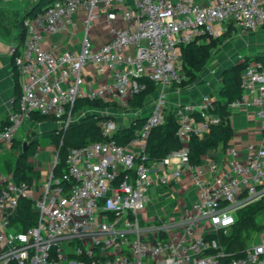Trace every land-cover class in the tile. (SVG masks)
I'll use <instances>...</instances> for the list:
<instances>
[{
  "label": "built area",
  "instance_id": "2783aa9c",
  "mask_svg": "<svg viewBox=\"0 0 264 264\" xmlns=\"http://www.w3.org/2000/svg\"><path fill=\"white\" fill-rule=\"evenodd\" d=\"M200 1L54 0L24 19V39L10 47L22 90L0 127V155L35 112L56 119L57 135L77 113L111 115L101 124L107 135L123 127L110 109L76 111L80 98L117 103L118 110L132 115L129 124L140 116L146 121L127 146L110 140L71 148L61 175L57 153L40 184L17 180L0 166V264H223L229 254L218 234L232 228L240 209L264 199V129L259 142L247 145L244 158L228 145L222 158L212 159L209 172L192 164L191 137L202 138L223 122L216 97L206 92L173 110L181 148L162 160L145 161L151 131L165 122L168 87L184 78L183 47L264 27V0H210L206 6ZM80 9L85 13L80 49H45V35L74 27ZM102 13L109 20L121 15L127 26L112 27L109 39L96 48L89 30ZM88 64L111 80L86 89ZM147 80L158 91L145 107L131 108L130 100L147 88ZM242 87L230 112L251 104L264 125V69L256 60L246 66ZM185 175L198 189L192 209L179 221L147 222L154 190ZM23 198L32 201L36 214L26 229L16 220ZM262 236L228 264H264V231Z\"/></svg>",
  "mask_w": 264,
  "mask_h": 264
},
{
  "label": "trees",
  "instance_id": "16d2710c",
  "mask_svg": "<svg viewBox=\"0 0 264 264\" xmlns=\"http://www.w3.org/2000/svg\"><path fill=\"white\" fill-rule=\"evenodd\" d=\"M52 1L54 0H42L40 5L30 12L27 17L41 11L42 8L49 5ZM27 13L28 11L25 14ZM24 19L25 18L23 16L19 21V27L21 28L19 41L17 42L19 45L22 43L25 36V29L23 25ZM233 27L234 25L231 26V29ZM231 36L232 31H229L218 38L211 39L210 41L198 42V40H195L185 45L183 47L182 54V71H187L188 78L183 80L184 83H195L197 80V72L204 68L212 49L223 44ZM254 60L259 62L261 67L264 69V52L257 53L254 56ZM248 64L249 63H247L246 66ZM243 67L239 65L235 68L226 69L223 72L222 84L215 100L216 112L223 118V122L218 125H213L210 132L202 138L195 135L191 137L190 159L192 164H201L203 155L216 150L221 145L226 147L229 140L234 136L233 128L231 127L230 123L225 120L230 116L231 113L229 110L230 103L240 99L243 95V73H241ZM17 77L19 76L17 75ZM146 83L148 84L147 88L144 91L135 94V96L130 100L131 108L138 109L145 107L150 98L158 91L159 87L157 84L149 80H147ZM87 107L93 109H118L120 106L117 103L111 101L80 98L76 103L75 110L78 111ZM109 116L111 115L105 116L99 114H87L81 121L71 124L64 131V133L62 132L59 135L56 134V131H46L43 133V137L51 140L52 143L58 144L59 146V164L56 168L57 175H61L64 172V169L66 168L67 154L71 148L84 147L97 141L106 142L110 140H114L122 146H127L132 140L138 138L139 131L146 121V116H140L132 121L129 125L119 127L115 132L107 135L103 133L101 124L102 121ZM31 118L35 119L36 121L46 119L56 120L53 116L44 115L39 112L33 113ZM178 128V123L173 111L166 113L165 122L162 125L154 128L148 137L147 146L145 149V153L147 154L145 158L146 163L162 160L171 152L178 151L181 148V142L177 134ZM26 141H29L30 143L28 144L27 149L23 152L24 141L19 138L14 139L13 147L22 150V153L16 160L15 167L6 171L8 173L12 172L17 180H27L26 171L27 169L32 168L29 158L37 153L38 148L41 145L39 139L30 138ZM65 185H68L67 180L65 181ZM263 207L264 199L240 209L238 211V219L232 226L230 233H224V230L220 231L217 237L221 240L225 251L229 254L227 257L222 258L223 264H228L230 259L242 255L245 250L252 246L247 245V240H245V238L240 235V232L245 228L249 230L250 234H254L256 232L260 233V229L254 225L246 226L244 225L243 221L250 219L252 214ZM16 220L21 222L23 229H26L35 223L36 214L32 210L31 200L25 198L20 200L19 213L16 217Z\"/></svg>",
  "mask_w": 264,
  "mask_h": 264
},
{
  "label": "crops",
  "instance_id": "0c3cea01",
  "mask_svg": "<svg viewBox=\"0 0 264 264\" xmlns=\"http://www.w3.org/2000/svg\"><path fill=\"white\" fill-rule=\"evenodd\" d=\"M37 2L38 0L0 1V127L6 123L9 113L17 106L22 90V79L17 77L15 73L10 47L19 41L21 33V28L19 27L20 19ZM200 3L206 6L210 4V0H201ZM84 17V10L80 9L75 15L74 27H69L57 33L46 34L43 41L44 48L54 51L67 49L78 51L85 29ZM126 26L127 23L121 15H118L113 20H109L107 14L102 13L90 28L89 36L94 46L99 48L109 39L110 29L112 27L124 28ZM110 80V74L100 73L96 65L88 64L86 66V89H94L101 83ZM201 95V93H197L193 97H187L183 102L196 99ZM115 109L110 108L111 112L119 111ZM228 122L234 130V136L229 140L228 145L236 146L241 153V157L244 158L247 153V145L260 141L264 129L263 122L255 117L254 107L251 104H245L235 109L231 113ZM38 123L35 119L31 118L25 122V126L30 127ZM40 125L44 126L43 133L46 131L55 132L59 126L58 122L52 119L43 121ZM46 125L52 126L46 127ZM28 135V132L20 131V135L17 138L22 139L21 137H26V140H28ZM227 146L224 147L221 145L216 150L203 155L201 164L206 168L207 172H209V165L212 159L222 158L227 150ZM12 148L13 145L7 149ZM49 148L50 146L48 145L44 147L40 145L37 153L29 158V161L35 164L36 169L41 170L47 165L49 168L50 162L54 159L53 152ZM42 151L45 153L44 158L46 160L38 158ZM197 194L198 189L188 175H185L173 185L157 188L154 190L152 202L148 208L147 219L155 223L179 221L192 209Z\"/></svg>",
  "mask_w": 264,
  "mask_h": 264
},
{
  "label": "rangeland",
  "instance_id": "374dc122",
  "mask_svg": "<svg viewBox=\"0 0 264 264\" xmlns=\"http://www.w3.org/2000/svg\"><path fill=\"white\" fill-rule=\"evenodd\" d=\"M34 1V0H33ZM264 52V27L256 31H247L237 36L229 37L223 44L216 46L212 49L209 59L207 60L204 68L197 72V80L193 84H186L183 80L188 78L187 71H181L184 76L183 80L174 83L168 89L169 106L166 108V113L172 112L178 104L185 101L188 97H193L197 93L204 94L210 92L213 96H218L219 89L222 84V75L226 69L235 68L240 66L246 67L247 63L254 60V56L257 53ZM241 70L244 74L245 68ZM93 109V108H92ZM97 111L98 109H93ZM116 110V109H115ZM115 114L120 125H128L132 115L126 109H120L119 111L112 112ZM88 113H86L87 115ZM84 113H77L75 115L74 122L81 121L85 116ZM47 120V119H46ZM46 120L37 121L38 124L26 127L25 123L20 131L28 132V138H37L40 140L41 146H50L49 150L53 152L54 157L59 151L58 144L52 143L51 140L45 139L43 134L44 126L40 123ZM52 125H46L51 127ZM50 129V128H49ZM29 130V131H28ZM51 130V129H50ZM256 143V142H252ZM22 150L13 147L7 149L0 155V165L7 171L13 169L16 165V160L21 155ZM45 153L42 151L38 157L41 160H46ZM48 161H50L48 159ZM32 168L27 169V180L32 182L37 179V183L40 184L47 171L48 165L44 166L41 170L36 169V166L31 162ZM147 218V215H146ZM147 222L150 221L146 219ZM246 226H256L260 229V233L250 234L248 229H242L240 235L247 240V245L251 246L255 242L262 240V233L264 231V207L252 214L250 219L243 221ZM242 223V224H243ZM232 228L227 229L224 233H230Z\"/></svg>",
  "mask_w": 264,
  "mask_h": 264
},
{
  "label": "water",
  "instance_id": "95a60500",
  "mask_svg": "<svg viewBox=\"0 0 264 264\" xmlns=\"http://www.w3.org/2000/svg\"><path fill=\"white\" fill-rule=\"evenodd\" d=\"M0 1H4V0H0ZM41 1H42V0H38V2L35 3V4H34V5L28 10V13L24 15V18H27V16L29 15V13L32 12L37 6L40 5V2H41ZM47 7H48V5L45 6L44 8H42V10H45ZM29 143H30L29 141H24V142H23V146H24V150H23V152L27 149V146H28Z\"/></svg>",
  "mask_w": 264,
  "mask_h": 264
}]
</instances>
